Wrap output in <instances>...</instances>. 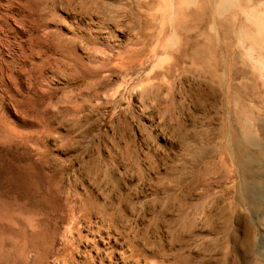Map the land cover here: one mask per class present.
<instances>
[{
  "label": "rangeland",
  "instance_id": "1",
  "mask_svg": "<svg viewBox=\"0 0 264 264\" xmlns=\"http://www.w3.org/2000/svg\"><path fill=\"white\" fill-rule=\"evenodd\" d=\"M179 1L0 0V264H255L242 253L246 225L223 217L232 183L214 185L227 150L190 177V199L181 198L177 172L165 175L189 158L177 126L201 117L192 65L175 66L171 55L191 29L194 6ZM246 1L238 26L248 10L264 13V0ZM235 43L233 54L247 53L249 43ZM171 99L183 102L180 111ZM204 103L216 120L196 129L212 131L218 147L228 140L227 115L221 101ZM245 104L261 147L254 116L264 120V106L255 95ZM257 178L264 184V169ZM251 195L264 206V186ZM240 212L254 221L264 262V209Z\"/></svg>",
  "mask_w": 264,
  "mask_h": 264
},
{
  "label": "bare ground",
  "instance_id": "2",
  "mask_svg": "<svg viewBox=\"0 0 264 264\" xmlns=\"http://www.w3.org/2000/svg\"><path fill=\"white\" fill-rule=\"evenodd\" d=\"M240 2L241 0L179 1L180 6L183 3L194 6L190 10L191 21L189 25L187 24V27H190L191 29L186 30L185 33L182 34V38L185 42L184 47H180L179 50L174 51L171 55L175 58V66H179L182 62L190 63L192 65L191 72L193 78L196 79L195 81L197 82L198 88L191 93V96L196 100L195 111L201 113V117L189 116L187 119L190 125L186 124L185 126H177L175 132H178V139H180L183 145L181 147L184 148L185 156L187 155L189 158H184V160L180 162V165H175L174 163V165L169 164L170 166H168V171L165 175L168 177L177 172L176 179L179 186L178 189L181 190L179 193H182L181 198L186 200L190 199L191 196H195L196 194L193 186L194 183L191 178L193 179L195 176L208 169L206 163L212 156L216 157L219 153L225 154L224 150H227L230 154V161L226 156L224 159H221L222 164L220 163V176L216 182L217 184H214L225 185L228 182L232 183L231 188L226 190L228 197L231 199V203H229L230 205L228 206L222 204V209H224L223 217L226 218V222H231L232 220V222L241 223V225L244 223L246 225V228L242 227L245 229V238L243 236L245 241H243L244 244L242 246L243 257L246 260L252 259L255 264H263L264 262L256 256V245L254 244L255 242L251 231L254 221L245 218L240 212V207H250L256 211H262V209H264V206L256 204V201L251 195L252 190L264 186L263 182L257 178L259 169H264V120L259 116H254V121L260 129L258 130L263 133L261 139L263 142L261 141L262 145L260 147L258 140L253 136V133L247 129L248 127L246 124L252 115L250 116V110L245 104V99H247L249 95H255V97L258 98L259 103L264 106V95L262 92L264 91V13L255 8L250 9L245 12V19L241 26H238L235 22V16L237 15V10L240 9ZM246 2H250V0H247ZM246 26L250 27L252 30L246 31L244 29ZM215 32L218 35H216ZM233 42H236L235 44L239 45L241 47L240 49L245 47L246 43H249L247 44L248 47L246 46L248 49L246 47V49L243 48L244 51L248 50L247 53L243 55L240 51H237L238 53L235 51L236 53L233 54ZM205 80L213 82L216 84V87H213V85L210 86ZM208 97H211L215 103H217V100L221 101L220 104L222 105L223 113L225 112L227 115V120L221 131V136L225 139L227 136L228 140H226L225 144L223 142L218 145V147L215 145V136L212 137V131L196 129L204 124L207 126L213 120H216L215 117L209 118L206 112V104L204 102L206 99L208 100ZM221 97L222 99H219ZM170 106H174L176 111H180L182 109L181 107H183V102L180 100L175 102V100L173 101L171 99ZM215 106L216 105L214 104L212 108L214 109ZM215 110L216 109H214V111ZM216 111H218V108ZM168 121L170 124V120ZM171 128L172 130L175 129L173 126H171ZM252 147H260V150L254 151L255 149H252ZM230 163H232L238 170L240 178L238 183L233 180L232 171L229 169ZM189 165L193 166V168H188ZM169 179L174 181L173 177H170ZM208 187L211 186L208 184ZM208 187L206 193L201 195L197 194L198 197L200 196L201 199H205L210 193ZM171 188H174V186ZM171 198L172 197H170V199ZM123 200L127 201V198H120V202L123 203ZM217 201L221 202L219 198H217ZM191 203L186 202V204ZM188 206L191 207L190 205ZM203 206L205 207V204ZM193 207L196 208V206ZM202 207H199L201 212ZM191 212L194 215L196 214L194 210H191ZM187 214L189 216L188 212ZM189 218L191 220L192 216ZM200 219H202V217H200ZM82 220H84V218ZM113 220L112 224L114 222ZM227 228L230 229L228 226ZM227 228L225 230H227ZM97 229L99 230V228ZM206 230L209 229L207 228ZM222 231L224 232V230ZM221 233H218V235ZM98 234L100 233L98 232Z\"/></svg>",
  "mask_w": 264,
  "mask_h": 264
}]
</instances>
